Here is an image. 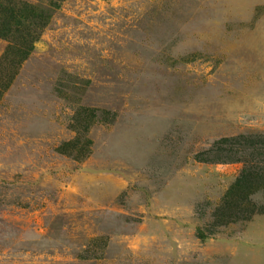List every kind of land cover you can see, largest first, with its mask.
I'll return each instance as SVG.
<instances>
[{"label": "rangeland", "instance_id": "374dc122", "mask_svg": "<svg viewBox=\"0 0 264 264\" xmlns=\"http://www.w3.org/2000/svg\"><path fill=\"white\" fill-rule=\"evenodd\" d=\"M23 1L0 264H264V0Z\"/></svg>", "mask_w": 264, "mask_h": 264}, {"label": "trees", "instance_id": "16d2710c", "mask_svg": "<svg viewBox=\"0 0 264 264\" xmlns=\"http://www.w3.org/2000/svg\"><path fill=\"white\" fill-rule=\"evenodd\" d=\"M8 0H0V37L25 46L30 41L32 27H43L42 21L49 16L50 11L55 8L50 1L41 3L25 2L19 0L14 6H9ZM5 3V4H4ZM3 12L6 16L3 15ZM14 45V44H13ZM9 47V48H10ZM27 54L24 53L25 58Z\"/></svg>", "mask_w": 264, "mask_h": 264}]
</instances>
